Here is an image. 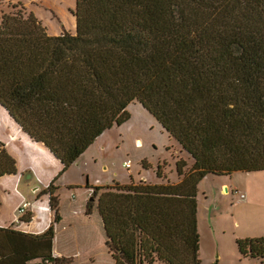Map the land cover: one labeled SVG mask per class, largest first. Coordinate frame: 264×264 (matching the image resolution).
Masks as SVG:
<instances>
[{
  "label": "trees",
  "instance_id": "obj_1",
  "mask_svg": "<svg viewBox=\"0 0 264 264\" xmlns=\"http://www.w3.org/2000/svg\"><path fill=\"white\" fill-rule=\"evenodd\" d=\"M73 12L75 32L57 34L32 11L2 14L0 104L65 170L141 102L193 164L176 160L177 182L96 185L86 212L100 215L115 264H200L202 178L264 169V0H75ZM16 171L0 142V176ZM54 232L0 227V264H53L34 246L50 248ZM237 244L264 258V234Z\"/></svg>",
  "mask_w": 264,
  "mask_h": 264
},
{
  "label": "crops",
  "instance_id": "obj_2",
  "mask_svg": "<svg viewBox=\"0 0 264 264\" xmlns=\"http://www.w3.org/2000/svg\"><path fill=\"white\" fill-rule=\"evenodd\" d=\"M113 129V126L105 129L67 169L62 170L61 160L48 146L42 141L32 139L26 131L20 129V125L0 104V142L15 158L17 166L15 173L0 176V227L28 234H38L47 229L50 222L45 210L34 207L28 212L30 219H21L18 217L17 207L24 200L48 204L47 188L51 185L56 199L54 208L59 227L49 239L51 247L48 248L47 243L34 246V254H50L59 258L53 264H115L116 259L106 243L100 215L95 210L86 212L88 189L96 185L114 186L141 180L150 183L177 182L181 177L177 173V178L170 180L165 170L160 177L156 174V167H151L149 162L144 166L141 161V164H132L126 169L122 165L123 160L130 158L126 155L121 159L120 169L112 167L104 153L120 141V134L112 132ZM123 169L126 173H120ZM238 171L225 175H229L234 189L245 186L249 195L245 194L250 197L251 189L256 188L255 183L260 179L259 174L264 173V169L249 171L248 176L252 178L245 184L237 180L235 173ZM222 184L226 185L227 181ZM258 187L264 188V181ZM197 202L199 207V199ZM262 234L264 231L256 230L242 236ZM242 257L264 263V258ZM40 260V257H36L32 261Z\"/></svg>",
  "mask_w": 264,
  "mask_h": 264
},
{
  "label": "rangeland",
  "instance_id": "obj_3",
  "mask_svg": "<svg viewBox=\"0 0 264 264\" xmlns=\"http://www.w3.org/2000/svg\"><path fill=\"white\" fill-rule=\"evenodd\" d=\"M74 8L75 0H0V18L4 13L18 9L23 12L32 11L50 34H57L62 29L75 31ZM255 17L254 12L243 13V18L251 29ZM127 109L129 118L120 125H113L112 132L120 134L119 143L113 144L104 153L112 167L120 169L121 159L126 155L135 166L141 164L142 160L149 162L153 168L161 163V169L165 170L167 178L175 180L178 173L177 159L187 161L186 169L193 164L191 154L141 102L133 100ZM138 139L141 140L140 144L137 143ZM120 173L126 172L123 169ZM235 175L243 184L252 178L242 170ZM259 177L255 183L256 188L251 189V196L243 198L235 192L229 175L211 172L202 178L198 192L200 264H264L240 256L237 244V237L246 232L264 231V188L258 187L264 181V173H260ZM226 181L230 190L224 192L225 184L222 183ZM242 187L244 188L236 190L249 195L246 187ZM215 203L218 204L217 207ZM151 264L162 263L156 260Z\"/></svg>",
  "mask_w": 264,
  "mask_h": 264
},
{
  "label": "built area",
  "instance_id": "obj_4",
  "mask_svg": "<svg viewBox=\"0 0 264 264\" xmlns=\"http://www.w3.org/2000/svg\"><path fill=\"white\" fill-rule=\"evenodd\" d=\"M20 129H22L20 127ZM133 164V161L131 158H126L125 160H123L122 165L126 168L129 169ZM248 173V172H246ZM230 190V188L228 187V191ZM235 192L238 194L239 197L243 198L246 196L245 192H241L238 191L236 189H234ZM89 195L92 194L93 192V188H89L88 189ZM37 208V209H43L48 213V220L50 222V225L52 224L54 227V230H56L59 226L58 222H57V218H56V209L54 207L51 206L50 204V200L49 203L46 205H43L41 202H37L35 201H30V200H24L20 203V205H18L17 207V211H18V217L20 218V216L27 214L29 212V210H32L33 208Z\"/></svg>",
  "mask_w": 264,
  "mask_h": 264
},
{
  "label": "water",
  "instance_id": "obj_5",
  "mask_svg": "<svg viewBox=\"0 0 264 264\" xmlns=\"http://www.w3.org/2000/svg\"><path fill=\"white\" fill-rule=\"evenodd\" d=\"M223 190H224V192H227L228 191V185H224V187H223ZM94 197H93V195L91 196V199H93ZM218 206V204L217 203H215V207H217Z\"/></svg>",
  "mask_w": 264,
  "mask_h": 264
},
{
  "label": "bare ground",
  "instance_id": "obj_6",
  "mask_svg": "<svg viewBox=\"0 0 264 264\" xmlns=\"http://www.w3.org/2000/svg\"><path fill=\"white\" fill-rule=\"evenodd\" d=\"M137 143H138V144H140V143H141V140H140V139H138V140H137Z\"/></svg>",
  "mask_w": 264,
  "mask_h": 264
}]
</instances>
